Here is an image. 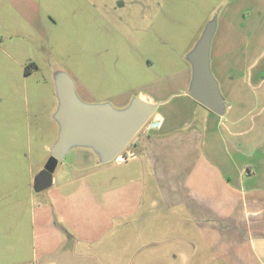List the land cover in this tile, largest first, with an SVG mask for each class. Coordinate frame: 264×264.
<instances>
[{"label":"rangeland","instance_id":"obj_1","mask_svg":"<svg viewBox=\"0 0 264 264\" xmlns=\"http://www.w3.org/2000/svg\"><path fill=\"white\" fill-rule=\"evenodd\" d=\"M94 1L114 0H0V264H202L204 246L180 241V225L197 228L186 200L170 181L156 184L147 154L134 146L137 159L113 160L82 179L65 164L70 153L107 163L72 146L52 169V185L35 187L61 130L58 78L72 79L80 100L122 111L110 98L181 78L205 29L213 27V38L236 0H145V17L134 20ZM178 148L166 149L169 168ZM61 243L67 254L59 257Z\"/></svg>","mask_w":264,"mask_h":264},{"label":"crops","instance_id":"obj_2","mask_svg":"<svg viewBox=\"0 0 264 264\" xmlns=\"http://www.w3.org/2000/svg\"><path fill=\"white\" fill-rule=\"evenodd\" d=\"M261 5L264 0H236L233 6L232 3L226 6L211 40L210 69L227 105L224 115H215L186 94L190 66L181 71V78L110 98L113 106L120 108L134 97L162 103L150 121L157 125L151 127L149 123L145 137L139 136L114 161L120 166L137 159L134 146L147 154L157 185L161 187L162 180L171 182V191L178 199L186 200L188 214L195 218L192 224L197 227L189 229L188 223L180 225L184 234L180 241L204 246L202 264H264ZM186 126L189 129L183 131ZM174 142L182 151L178 148L179 159L169 168L164 159L166 149L169 151ZM65 162L75 169L79 179L111 169V162L93 166L89 153L81 149L70 153ZM137 197V204L142 205L143 191ZM195 230L199 232V240L192 237ZM189 243L186 245L194 249ZM63 246L59 245V257L63 255L60 252ZM55 257L57 261L59 258Z\"/></svg>","mask_w":264,"mask_h":264},{"label":"water","instance_id":"obj_3","mask_svg":"<svg viewBox=\"0 0 264 264\" xmlns=\"http://www.w3.org/2000/svg\"><path fill=\"white\" fill-rule=\"evenodd\" d=\"M213 33V27H207L189 57L191 78L186 94L208 111L222 116L227 105L210 69ZM56 92L59 101L56 118L61 130L57 143L50 150L51 158L46 170L37 177V192L52 185V169L72 146L91 148L100 163L116 159L129 143L134 144L138 140V132L152 117L156 107L162 104L134 97L122 111H115L104 103H86L78 98L74 82L66 75L58 78ZM156 125V122L150 123L151 127Z\"/></svg>","mask_w":264,"mask_h":264},{"label":"flooded vegetation","instance_id":"obj_4","mask_svg":"<svg viewBox=\"0 0 264 264\" xmlns=\"http://www.w3.org/2000/svg\"><path fill=\"white\" fill-rule=\"evenodd\" d=\"M145 2H146L145 0H114V1H94V4L95 5L100 4L102 6L108 7L112 11L120 12L119 16L116 14V18H118L119 20H124V19H127V20L133 19L134 20L135 18L138 19L139 17H145V15H143V8L145 5ZM136 13L138 14L137 17H135ZM26 72L28 75L31 74L30 69H27ZM27 87H30V85L23 88L24 89V95H25L24 97L26 98V100H27L28 94H29V91L26 89ZM75 89H76V86H75ZM97 103H99V102H97ZM152 117L148 120V122H147L148 124L152 120ZM144 126L140 129V131L144 128ZM140 131L138 132L139 135H140ZM132 145L133 144L129 143L126 147H129ZM50 158H49V160H50ZM59 162H61V161H58L56 163H59ZM45 170H46V168L44 169V171Z\"/></svg>","mask_w":264,"mask_h":264},{"label":"built area","instance_id":"obj_5","mask_svg":"<svg viewBox=\"0 0 264 264\" xmlns=\"http://www.w3.org/2000/svg\"><path fill=\"white\" fill-rule=\"evenodd\" d=\"M120 155V154H119Z\"/></svg>","mask_w":264,"mask_h":264}]
</instances>
